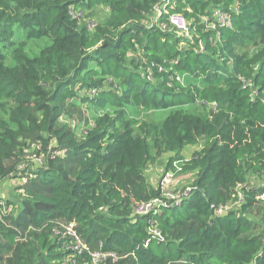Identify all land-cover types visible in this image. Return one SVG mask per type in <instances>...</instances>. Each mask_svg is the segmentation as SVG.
Instances as JSON below:
<instances>
[{
	"label": "trees",
	"instance_id": "16d2710c",
	"mask_svg": "<svg viewBox=\"0 0 264 264\" xmlns=\"http://www.w3.org/2000/svg\"><path fill=\"white\" fill-rule=\"evenodd\" d=\"M156 7L190 34L148 28ZM144 112L167 116L139 125ZM165 154V180L196 174L190 197L139 213L171 199L147 177ZM12 179L0 264L104 251L117 259L98 264H264V0H0V183Z\"/></svg>",
	"mask_w": 264,
	"mask_h": 264
},
{
	"label": "rangeland",
	"instance_id": "374dc122",
	"mask_svg": "<svg viewBox=\"0 0 264 264\" xmlns=\"http://www.w3.org/2000/svg\"><path fill=\"white\" fill-rule=\"evenodd\" d=\"M172 32H175L171 30ZM42 44H39L41 46ZM167 116V113L162 112H150V113H142L139 116H132V119H136L139 122V125L143 121H147L148 123H155L162 121ZM135 117V118H134ZM204 141L200 142L198 146L189 147L186 149V159H191L192 155L195 153V151L200 150L203 146ZM170 157V154H165L161 158H158L157 161L152 163L148 169H147V177L149 181L154 184L155 186L161 185L162 191L165 196H178L181 195L182 192L190 190V187H192L195 179L196 174L194 172H187L184 171H177L174 175V178H168L165 180V175L167 173L166 166L168 162V158ZM27 159L30 161L32 160L31 156H28ZM36 164H39L38 161H35ZM178 165H181L178 163ZM182 166V165H181ZM21 181L12 179L8 180L4 183H0V197L1 198H9L11 199L14 195V189L17 185H20Z\"/></svg>",
	"mask_w": 264,
	"mask_h": 264
},
{
	"label": "built area",
	"instance_id": "2783aa9c",
	"mask_svg": "<svg viewBox=\"0 0 264 264\" xmlns=\"http://www.w3.org/2000/svg\"><path fill=\"white\" fill-rule=\"evenodd\" d=\"M222 13L224 12H219L217 14H222ZM75 17L84 18L83 14L81 13H77ZM163 17H166V19L163 20ZM84 19H85V23H87L91 29L97 26L95 22H92L86 18ZM220 22L226 25V22H224L223 20H220ZM147 25H148V28L157 27L161 31H164V32L173 30L178 34H183V33L188 34V31H189V22H188V19L185 17V15H183L182 13L168 14L167 11L162 7H156L154 9V13L148 18ZM169 177L171 176H168V178ZM239 196L242 198V193H239ZM168 197L174 198L171 195ZM258 199H264V194H262L261 196H258ZM162 203H163L162 200L156 199L155 201L150 202L140 207L139 213H148L150 210H153L156 207V205H157V210H158ZM262 219H264V211H263ZM75 227H76L75 223H71L66 227V233L75 239L74 249L80 252L84 249L86 251H89V248L80 239ZM153 233L155 234L156 231L153 230ZM263 243H264V240H263ZM101 245L103 248L104 246L103 243H101ZM91 255H92L94 264L107 261L109 258H113L114 260L117 259V255L111 254V252H108V251H104L103 253L91 252Z\"/></svg>",
	"mask_w": 264,
	"mask_h": 264
},
{
	"label": "clouds",
	"instance_id": "9594fccd",
	"mask_svg": "<svg viewBox=\"0 0 264 264\" xmlns=\"http://www.w3.org/2000/svg\"><path fill=\"white\" fill-rule=\"evenodd\" d=\"M85 24L88 25L87 23H85ZM89 29H90L91 32H94L95 29H96V27L93 28V29H91V28L89 27ZM191 191H192V188L190 187V190H188V191L186 190V191L182 192L181 195L173 196L174 198H171V199L168 200V201H164V200H162L163 203L160 205L159 209H160V208H163V206H166L167 203H169V202H172V201H178V200H181V199H186V198H185V195L189 198V197H190V194H191Z\"/></svg>",
	"mask_w": 264,
	"mask_h": 264
},
{
	"label": "bare ground",
	"instance_id": "6f19581e",
	"mask_svg": "<svg viewBox=\"0 0 264 264\" xmlns=\"http://www.w3.org/2000/svg\"><path fill=\"white\" fill-rule=\"evenodd\" d=\"M217 18L219 19V20H223L224 22H226V24H230L231 25V17L228 15V14H226V13H222V14H217ZM188 33L190 34V29H189V31H188ZM177 202V201H176ZM85 250V249H84ZM83 251V250H82ZM81 251V252H82ZM86 251V250H85ZM113 254V253H112ZM115 255V254H114Z\"/></svg>",
	"mask_w": 264,
	"mask_h": 264
},
{
	"label": "crops",
	"instance_id": "0c3cea01",
	"mask_svg": "<svg viewBox=\"0 0 264 264\" xmlns=\"http://www.w3.org/2000/svg\"><path fill=\"white\" fill-rule=\"evenodd\" d=\"M6 181H8V180H6ZM6 181H4V182H6ZM4 182H2V183H4Z\"/></svg>",
	"mask_w": 264,
	"mask_h": 264
}]
</instances>
